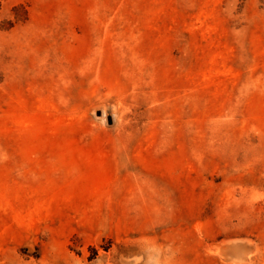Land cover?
Here are the masks:
<instances>
[{
    "label": "rangeland",
    "instance_id": "1",
    "mask_svg": "<svg viewBox=\"0 0 264 264\" xmlns=\"http://www.w3.org/2000/svg\"><path fill=\"white\" fill-rule=\"evenodd\" d=\"M0 264H264V0H6Z\"/></svg>",
    "mask_w": 264,
    "mask_h": 264
},
{
    "label": "trees",
    "instance_id": "2",
    "mask_svg": "<svg viewBox=\"0 0 264 264\" xmlns=\"http://www.w3.org/2000/svg\"><path fill=\"white\" fill-rule=\"evenodd\" d=\"M5 1L6 0H0V28L3 30H9V29L13 28L16 23H18L19 21H22V19H21L20 15L18 14V12L20 11V8L15 7L13 9L14 19L1 21L3 4Z\"/></svg>",
    "mask_w": 264,
    "mask_h": 264
}]
</instances>
